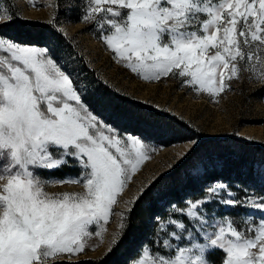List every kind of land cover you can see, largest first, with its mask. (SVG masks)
I'll return each mask as SVG.
<instances>
[{
  "label": "snow or ice",
  "instance_id": "1",
  "mask_svg": "<svg viewBox=\"0 0 264 264\" xmlns=\"http://www.w3.org/2000/svg\"><path fill=\"white\" fill-rule=\"evenodd\" d=\"M47 6L53 30L47 42L0 35V264H80L75 257L98 246L90 244L93 237L102 241L121 193L157 151L150 137L122 134L96 113L91 97L106 82H81L60 54L61 38L69 36L61 13L66 21L75 16L143 81L173 77L214 102L244 71L264 82V0H51ZM15 18L0 10V28ZM64 166L79 168V175L44 178ZM65 184L82 190H47ZM221 206L235 211L224 215ZM119 215L113 246L125 227ZM156 237L132 264H264V194L215 182L202 198L173 205L167 219H158Z\"/></svg>",
  "mask_w": 264,
  "mask_h": 264
},
{
  "label": "rangeland",
  "instance_id": "2",
  "mask_svg": "<svg viewBox=\"0 0 264 264\" xmlns=\"http://www.w3.org/2000/svg\"><path fill=\"white\" fill-rule=\"evenodd\" d=\"M50 2L51 0H36L34 5L29 0H0V10L8 9L25 21L43 22L47 24V28L52 29L47 23L52 14V9L47 6ZM60 23L66 28L69 36L66 39L61 38L62 46L59 52L75 66L81 77V82L85 75L92 70L94 77H97L99 81H105L106 86L113 91L151 109L168 112L179 120H183L190 127L183 131L185 139L169 145L146 141L157 151L144 161L140 170L133 174L132 180L128 182L121 193L120 202L114 206V214L106 225L102 241L100 238L93 237L90 244L98 246L94 249L89 247L83 254L75 257L78 261L100 257L111 248L113 235L120 232L119 225L122 219L119 214L124 213L125 216L126 211L133 204L132 201H135L150 183L170 173L194 146L191 143L193 140L197 144L205 136L228 137L229 139L238 137L245 140L246 145L257 144L264 150V82L252 78L248 71L242 72L240 79L232 81L230 90L221 93L216 98L218 102H214L207 94L197 95L193 91L181 87L179 81L173 77L162 78L159 82L143 81L130 70L116 63L112 53L106 50L97 36L87 30L86 26L81 24L75 16L71 21H66L64 14L61 13ZM0 35L6 36L1 32ZM50 36L51 33L48 31L44 37L45 42ZM77 54L83 57V61ZM119 131L122 134H133ZM254 171L257 172L255 183L250 181L243 183L242 178L236 180L233 185L247 188L250 193H259L261 188L264 189V152L261 161L255 163ZM189 172L192 174L195 169H190ZM68 175L77 176L79 173H67L63 176L44 175L43 173L44 178L63 179ZM215 182L227 183L222 179L214 180L205 185L203 193L209 185ZM47 190L62 192L81 191L82 189L80 185L65 184L52 185ZM202 196L198 198H202ZM211 207L209 205V208ZM230 209L221 206L217 211L223 212L224 215H230ZM220 255L221 253L217 252L213 258L219 262ZM132 260L133 258L129 259L127 264H132Z\"/></svg>",
  "mask_w": 264,
  "mask_h": 264
},
{
  "label": "trees",
  "instance_id": "3",
  "mask_svg": "<svg viewBox=\"0 0 264 264\" xmlns=\"http://www.w3.org/2000/svg\"><path fill=\"white\" fill-rule=\"evenodd\" d=\"M47 27L43 22H30L18 17L0 28V32L26 43L45 42L46 33L50 31L52 34L53 31ZM92 73V70L89 71L85 77L96 81L97 77ZM91 99L96 113L107 123L121 131L150 137L149 141L156 144L169 145L183 140L186 137L184 129L190 128L168 112L151 109L103 83H98L97 94ZM249 144L246 145V141L238 137H202L170 173L156 179L142 191L129 208L131 211H126L123 234L118 238V243L111 246V251L97 258L80 260V264H127L142 246L149 245L157 238L158 219H167L173 205L183 206L187 200L202 196L205 185L214 180L222 179L233 185L243 178V183H255L257 172L254 165L261 161L264 150L260 145ZM190 169H195V172L191 174ZM78 171L77 167L64 166L45 171L44 175L63 176L67 173L77 174ZM259 193H264V189L261 188ZM234 211L230 209L229 213Z\"/></svg>",
  "mask_w": 264,
  "mask_h": 264
}]
</instances>
